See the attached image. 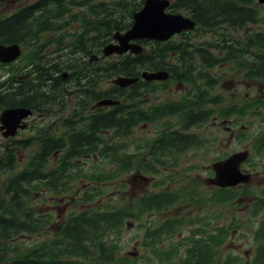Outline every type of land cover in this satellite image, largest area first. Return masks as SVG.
I'll return each mask as SVG.
<instances>
[{
    "label": "trees",
    "instance_id": "trees-1",
    "mask_svg": "<svg viewBox=\"0 0 264 264\" xmlns=\"http://www.w3.org/2000/svg\"><path fill=\"white\" fill-rule=\"evenodd\" d=\"M206 1L209 6L205 5ZM253 1L173 0L171 8L174 11H184L197 21V35L183 36L178 41L156 42L152 45L146 42L149 45V52L145 51L139 55L126 54L103 65L91 64L86 58L94 50H99L102 45L111 41L115 31L128 29L132 25L133 15L142 7L143 0H38L9 16L0 18V41L24 42L33 46L36 53L28 54L27 60L30 59L33 66L40 71H49V66L54 65L58 59L62 67L68 69L74 80L78 81L76 82L78 86L72 93V98L78 103L93 100L96 102L103 97L126 98L131 99L135 109L138 104L137 97L154 92L153 84L139 81L127 91L119 86L105 90L99 87L100 82L117 75L135 77L140 75L143 69L170 70L175 78H182L197 85L200 93L192 100L188 119L189 125L202 126L209 122L212 113L244 117L251 110V104L224 105V98L211 93L216 85L213 74L210 71L204 72L203 69L227 62L241 65L240 58L246 57L256 62L255 77H264V5ZM58 25H61L60 29ZM51 30L54 32L62 30L61 35H54L55 41L59 40L62 44L54 47V55L46 59L50 63L45 65V59L41 58L47 48L44 35ZM179 66L183 68L179 69ZM139 88H142L143 92ZM204 88L206 91H203ZM66 94L71 92L65 88L64 103H67ZM0 103L11 106L25 104L26 101L24 98L14 99L4 91L0 92ZM196 103L204 107L197 110L194 106ZM124 106L123 101L116 105L110 116L113 133L109 178L112 181L118 179L137 162L121 154L124 149L121 138L129 134L134 125L164 119L173 114H182L184 118L183 114H188L184 109L176 108L174 105L160 104L155 111L153 108H144L141 117L136 116L139 110L135 109L126 118L122 115ZM255 107L256 115L264 122L263 98L255 103ZM82 142L71 144V149L80 147V150L85 148L90 152L93 148L91 142L86 144ZM188 144L195 148L202 146L200 134L185 135L183 132L170 130L159 143L153 145L145 143V146L149 147L148 156H143L146 158L139 161L149 166L175 167L178 152L183 151V147ZM12 146L14 150H11ZM26 146L8 145L6 152L0 155V165L4 163L6 168L17 167L16 159L19 155L17 151ZM62 146L64 145L60 143H48L44 145L42 151L45 153L44 156H50ZM257 147L264 152V130L259 136ZM174 154L176 156L171 157L172 159L167 158ZM45 161L43 156L32 157L27 162V171L16 175L15 188L12 191L0 189V264H133L131 259L119 257V238L127 225L126 220L131 217L140 219L147 212L153 214L166 210L175 202L173 195L171 197L168 193H149L138 203L136 213L115 199L114 193L103 189L105 171L94 169L92 172L95 177L87 179L94 183V189L81 190L80 198L78 197L83 206H94L81 209L79 213L68 214L57 236L41 241L43 230L50 227V222L55 217L52 211H43V206L37 205L41 203L38 197L43 194L40 192V185H43L44 179L48 178V184L53 186L49 191L53 196L75 193L56 188L57 184H65L62 175L64 170L58 172V169H51L53 167L45 168ZM73 166L71 169L75 170L78 164ZM76 170L78 178H85L82 166ZM70 178L74 179V176ZM229 190L215 196V200L225 205L232 198L231 189ZM114 192L120 194L123 190L115 187ZM261 197L262 200L254 212L255 215L262 214L263 217L253 233L255 245L253 255L245 259L229 253L221 264H264V188ZM107 198L110 200V206L103 203ZM180 226L181 224L177 225L175 222L161 227L150 225L142 239L144 246L151 248L160 256L177 253L174 245L162 246V237ZM27 237H36V240L29 241ZM228 238L229 229L226 226L205 237L193 238L191 247L187 254L182 255L180 264H211Z\"/></svg>",
    "mask_w": 264,
    "mask_h": 264
},
{
    "label": "rangeland",
    "instance_id": "rangeland-1",
    "mask_svg": "<svg viewBox=\"0 0 264 264\" xmlns=\"http://www.w3.org/2000/svg\"><path fill=\"white\" fill-rule=\"evenodd\" d=\"M32 1L34 0H0V17L7 16L20 6L31 3ZM205 5L209 6L207 1ZM212 36L213 35H209V37ZM175 38L178 40V36H176ZM19 69H17V71ZM6 70V68L0 66V80L6 73ZM219 71H221L224 78L221 80V84L217 89V92L222 95L228 96L230 100H237L236 95L240 93L249 95H264V80L248 82L246 80H243L241 73H234L229 67L228 70L221 68L219 69ZM162 82L163 81H160V84L158 85L157 95L163 98H168L170 92L173 91V89H165ZM170 86L176 88V85L173 82L167 83V87ZM1 110L2 108L0 109V112ZM250 121V130H252V133L254 135L251 138L244 140L243 142H240L235 138H231L230 132H226L223 125L219 128L214 127V122L202 130V134L204 135V137H218L217 142L213 146L207 147L202 150L195 149L187 151L178 160V165L174 167L169 173V176L176 180V182L170 186L171 189H176L182 195L191 193L190 197L194 200V203L191 206H188L186 204H179L171 210L158 215H146L141 219L140 222L131 219L127 220V222H131L132 224L127 225L122 233L120 239V243L122 246L121 255H127L128 253L131 254L133 256V264H147V260L150 254L147 253L145 249H143L141 238L146 227L150 225L152 221H156L158 224H161L166 218L180 216H183L187 221H189L191 219H197V217H199L203 213L212 221V226L220 227L225 225L230 229V239L223 249V254L231 252L239 254V256L246 258L252 255L254 250V224L257 220L254 219L251 214V202L255 199L254 197H250L247 195H249V191L252 188L251 186L260 187L264 185V157H254V161L258 166L252 171L254 173L259 172V174L255 175L251 185H247L246 187L242 186L241 188H239V190H243V198L239 200L241 203V208L238 212L233 210L232 204L218 206L208 203L206 200L207 197L209 198L216 191V187L208 183V178L213 176L212 164L215 161V157L221 152L238 151L244 148H248L251 150L256 140V136H258L261 130L262 122L261 119L256 116H251ZM238 129H240V127L233 128V130ZM197 130V128L192 129V131ZM138 135L143 138L154 137L155 125L153 126L143 124L137 136ZM22 154V156L25 157V151H23ZM141 173L143 174L144 172L140 171L139 167H136L129 173L124 174L118 180L114 181V184H112L111 188H109L110 190H112L113 186L116 184H120L123 182L127 184L124 195L118 196L116 198L119 202L126 203L132 207L137 195L145 191L152 190V184L143 180V176L141 175ZM138 174L140 175L137 178H134V176ZM164 174L166 173H163V175ZM147 176L152 179L158 178V176L153 175ZM50 196L51 194H48L49 198ZM62 197L64 196L59 195L58 199ZM70 200L71 198L66 199L65 205L63 206L61 205V203H59L61 206H58L56 209L52 207V209L55 210V216L58 217L60 214L63 215L64 213H69L72 210H74L75 212L79 211L81 206L79 204L76 205L77 203H73L66 208V205H68V201ZM104 202L110 203L108 200ZM39 206L44 207V205L41 203L39 204ZM47 208L51 209L50 206ZM217 215L218 217H216ZM57 217L56 219H54V221H52L50 229L44 230V235L40 239L41 241L55 235L56 231L58 230L57 226L59 225V223H61L60 219H58ZM237 218H239L238 221ZM141 222L143 224H140ZM191 229L192 226L185 225L182 228L181 233L173 237V239L176 240L190 234ZM27 238L29 241L36 240V237ZM151 260L152 264H158L154 258H151ZM177 262L178 256H175L171 257L168 262L163 264H176Z\"/></svg>",
    "mask_w": 264,
    "mask_h": 264
},
{
    "label": "flooded vegetation",
    "instance_id": "flooded-vegetation-1",
    "mask_svg": "<svg viewBox=\"0 0 264 264\" xmlns=\"http://www.w3.org/2000/svg\"><path fill=\"white\" fill-rule=\"evenodd\" d=\"M54 45H58V42L51 39L50 46L53 47ZM47 52L46 50L45 53ZM46 63L49 64V61L47 60ZM49 67V71H35L33 70V64L24 63L22 65L15 64L9 70L8 93L14 99L24 98L26 101L25 104H15V106L29 108L30 114L23 120L24 127L18 128L14 136L6 134V130L1 128L0 121V155L6 152V144H29L30 151L25 152V157L22 156V153L18 155L22 170L24 169L25 163L31 157L43 156L46 159L45 168L54 166L56 160L63 158V164L67 166L63 169L64 172H62L65 184H57L56 188L59 190L64 188L72 191L79 190L78 179L70 187L71 179L69 177L74 175L70 172L71 168H68L70 159H75L77 164H79L81 157L90 158L92 156L98 158V154L64 151V149L67 148V145L78 141L88 142L90 136L94 134L97 128L98 130L93 137L94 142L98 143L99 147L103 143L106 145L107 142L108 148V142L110 140V129L108 126L110 124L111 108L97 109L93 104L88 105L71 102L73 100L69 95L74 93L78 84L72 77L66 76L64 78L61 75L58 59L54 65H50ZM17 69L19 70L17 71ZM100 86H103L104 89L106 87L110 88V80L107 79L105 82H100ZM65 88L71 92V94H67L69 96L68 100L70 101L67 104L63 103ZM172 95L174 100H178L181 97V94ZM1 108L2 112L5 106ZM184 108L189 109L190 104L185 103ZM48 143H60L65 146L59 147L50 156H44L45 153L42 150L44 145ZM11 150H14V147ZM53 157H56V160H53ZM15 176L16 168H6L4 163L1 164L0 189L3 191H12L15 188ZM83 187L86 188L85 185ZM52 188L53 186L48 184V178L44 179L42 186L40 185V190L42 191L52 190ZM8 197H10V194H8Z\"/></svg>",
    "mask_w": 264,
    "mask_h": 264
},
{
    "label": "water",
    "instance_id": "water-1",
    "mask_svg": "<svg viewBox=\"0 0 264 264\" xmlns=\"http://www.w3.org/2000/svg\"><path fill=\"white\" fill-rule=\"evenodd\" d=\"M264 2V0H260ZM169 0H146L145 6L134 15V23L132 27L125 33L117 32L114 38L118 43L108 44L104 49L105 55L123 54L129 50L134 53H140L143 47L139 44L131 43L132 40L141 38H150L157 40H167L174 33L183 29L193 28L195 22L189 18H185L181 14H168L165 9L169 5ZM22 53L19 43L5 45L0 43V62L9 63L16 60ZM143 77L149 81L166 80L169 78V72L146 71ZM138 78L119 77L114 83L123 87L129 86L136 82ZM118 101L105 100L99 104H116ZM30 110L24 107L9 108L3 112L2 121L7 126L16 128L17 123L26 117ZM249 151H241L234 153L229 158L214 163L213 167L216 171V178L210 182L220 186L236 185L240 182H248L251 178L250 174L241 171V163L247 159Z\"/></svg>",
    "mask_w": 264,
    "mask_h": 264
},
{
    "label": "bare ground",
    "instance_id": "bare-ground-1",
    "mask_svg": "<svg viewBox=\"0 0 264 264\" xmlns=\"http://www.w3.org/2000/svg\"><path fill=\"white\" fill-rule=\"evenodd\" d=\"M118 78H119V77H118ZM118 78H117V79H118ZM74 81L78 82L77 80H74Z\"/></svg>",
    "mask_w": 264,
    "mask_h": 264
}]
</instances>
